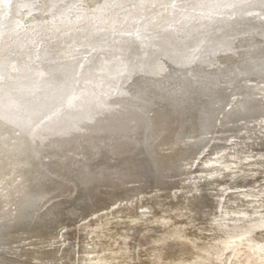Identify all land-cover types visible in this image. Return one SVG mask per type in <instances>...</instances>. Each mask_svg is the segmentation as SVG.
Wrapping results in <instances>:
<instances>
[{
    "label": "bare ground",
    "instance_id": "6f19581e",
    "mask_svg": "<svg viewBox=\"0 0 264 264\" xmlns=\"http://www.w3.org/2000/svg\"><path fill=\"white\" fill-rule=\"evenodd\" d=\"M82 35L95 51L79 60L68 48ZM261 55L264 0H0V264H136L124 251L130 229L151 245L139 264H264V190H253L264 183L252 181L262 167H243L250 152L235 146L200 165L205 192L172 202L176 218L148 217L158 197L131 209L115 239L96 219L86 226L98 240L73 241L107 200L127 204L193 173L214 133L263 112L261 83H248L264 81ZM242 186L243 196L227 193Z\"/></svg>",
    "mask_w": 264,
    "mask_h": 264
},
{
    "label": "rangeland",
    "instance_id": "374dc122",
    "mask_svg": "<svg viewBox=\"0 0 264 264\" xmlns=\"http://www.w3.org/2000/svg\"><path fill=\"white\" fill-rule=\"evenodd\" d=\"M21 18V17H20ZM94 34V33H93ZM125 35H128L127 33L125 34ZM83 38V39H82ZM95 38H98L97 37V35H95ZM109 41H111V43L112 44H116V40L113 38V37H109V39H108ZM92 39H85L84 40V36L82 35V36H80L78 39H76L75 41H74V43L73 44H71V45H69V48H68V50H69V52H75V51H78V52H81L79 55H77V57H79V60H82V59H84L85 57L87 58L88 56H90V55H92L93 53H94V51H95V49H92ZM63 43V42H62ZM64 43H67V42H64ZM91 45H90V44ZM83 44V45H82ZM80 45V46H79ZM82 45V46H81ZM71 49V50H70ZM78 49V50H77ZM88 55V56H87ZM76 57V58H77ZM252 57H255L253 54H252ZM261 57L262 58H264V55H261ZM245 58V59H244ZM249 57H247V56H245V55H242V59H240V60H237V61H234V63L233 64H236L235 66H244V65H246L247 63H248V61H247V59H248ZM98 75L100 76L101 75V72H98ZM262 76H264V75H262ZM224 78V80H227V79H229L230 78V76H224L223 77ZM249 79H251V80H253V81H251V82H249L248 81V83H250V84H253V83H257V82H260L261 83V87H262V91H263V93H262V95H263V97H264V81H261V80H263L261 77H255V75H250V78ZM223 80V79H222ZM200 81V80H199ZM197 82V81H196ZM244 82H246V80L244 81ZM224 85H228L229 86V84L227 83V82H225L224 81ZM240 83V82H239ZM241 84H243V82H241ZM175 86H177V84L176 85H173V86H170L169 87V89H170V92H172L173 94H175ZM61 88H63V85L61 86ZM197 88V87H196ZM98 89V88H97ZM96 89V91H100L99 89L97 90ZM174 89V90H173ZM231 90V88H229L228 89V93H231V92H229ZM176 92H178V91H176ZM233 93V92H232ZM93 95H95V93H93ZM124 96V95H123ZM122 96V97H123ZM121 98V97H120ZM137 98V96L136 95H129V99H132V100H135ZM264 99V98H263ZM132 100H129L130 102H132ZM137 105L138 104H140V103H136ZM231 104H229L228 105V107L229 108H231V106H230ZM149 108H147V109H152L153 108V106H148ZM210 108H211V106H210ZM223 109V108H222ZM218 113V112H217ZM33 118V117H32ZM262 123V124H261ZM234 133V134H233ZM245 133V134H244ZM22 134H24V135H26L27 133L26 132H23ZM217 135V137H214V139H213V143H215L216 145H211V146H209V147H206L205 149H204V151L203 152H201V154H198V159H197V157H196V165H195V167L193 168V169H191V171L192 170H194V172L192 173H190V174H183V177L182 176H178V178L176 177V176H174V178L170 175L169 177H168V179L169 180H172V179H174V181H172L171 183H169V185L168 186H162V187H160V186H156V187H154L155 185L154 184H152V185H154V186H152V185H149V186H147V188L145 189H143L142 190V192L139 194V195H136V196H134L133 198H132V200L129 202V203H125L126 202V200H124L123 202L124 203H122L121 205L119 204L120 203V201L121 200H114L113 202H112V199H110V200H107L106 201V206L105 207H107L106 209H104L103 210V207H101L102 208V210H99V211H97V212H95V213H93V214H90L89 216H87V218L85 219V220H82V221H80L79 222V224L81 225L80 227H78V225H76V226H74V225H72V226H69L68 228H70V229H72L73 227L75 228V227H78V229L79 230H77V229H75L76 231H74L73 233H74V237H73V241H74V238H76L75 239V241L78 243H81V244H83V242H84V245L85 246H89V243L88 242H94V241H96V240H98L99 238L98 237H95V234H97L96 232H92V230L91 229H89V226H86V224L87 225H90V223H91V225L90 226H95V225H93V224H95L97 221H100L102 224H103V226H104V230H103V232L104 233H106L108 236H106L107 237V239H115L118 235H116L115 236V232H116V230H117V232H118V229H123V230H125L126 229V227H124L125 225H123V222H124V220H128L129 218H126V217H128L129 216V214H131V211L133 210H135V212L136 211H138V209H140L141 210V206L142 205H144L143 206V208H145V205L146 204H148V205H153L154 203H156V200L155 199H157L158 197L159 198H161V200H163L162 201V207H159L157 204H155L157 207H155V210L154 209H152L151 210V213H149V215H148V217L149 218H154L155 216H154V213H155V215H164V216H166L167 218H176V217H174V215L172 214V212H170L169 211V207H170V205H171V203L172 202H176V201H178V200H185V197H187V196H189V195H191V194H195V193H202V192H205L204 190H205V186H203L204 185V182H205V180H208L207 179V176H202L201 174V172H203V171H200L199 169L201 168L200 167V165L201 164H203L204 162H205V160H208V159H210V158H216V156H217V154H218V150H220V149H222V147L223 146H225L224 147V149L225 148H227V150H229V151H227V153L228 152H232L233 150H236V149H238V148H241V149H243L245 152H244V154H248V152H250L248 155H247V157H249L250 158V156H251V158L250 159H252L253 160V162L252 163H249V161L248 160H244L243 162V167H245V168H249V167H251V164L252 165H254L255 167H262L261 168V173L260 172H258L257 174H256V176H254L253 177V179L251 178V177H249L247 180L249 181H251V179H252V181L254 182V181H257V180H260V182L258 183V182H256L257 184H260V185H262V183H264V157H261V156H264V111L263 112H261L260 114H252V115H250V116H248V117H246L244 120H243V122L242 123H240V127H239V129L238 130H236L235 132H226L224 135H222V136H220V133H218V132H216V133H214L213 134V136L214 135ZM215 135V136H216ZM250 136V137H247L246 138V141H247V143H245V144H243L242 143V138H244V137H246V136ZM243 136V137H242ZM218 138H219V140H218ZM241 138V139H240ZM221 139V140H220ZM217 141V142H216ZM223 142V144H222V142ZM230 143V144H229ZM240 143V144H239ZM238 145H240V147L238 146ZM232 146V147H231ZM236 147V149H235V147ZM238 146V147H237ZM263 148V149H262ZM231 149H233V150H231ZM239 150V149H238ZM226 151V150H225ZM225 151H221V152H225ZM247 151V152H246ZM251 154V155H250ZM253 154V155H252ZM261 154V155H260ZM213 156V157H212ZM215 156V157H214ZM218 157V156H217ZM229 157V156H228ZM240 158L242 157V155H240L239 156ZM261 159V160H260ZM259 161V163H260V165H259V163H254L255 161ZM262 163V164H261ZM199 164V165H198ZM199 166V167H198ZM198 167V168H197ZM196 168V169H195ZM242 168V167H241ZM235 169V170H234ZM239 168H233V170H231L232 171V174L231 175H234L235 173H238V171L240 170H238ZM260 169V168H259ZM198 170V171H197ZM198 172V173H197ZM228 171H225V172H223V173H225V174H221V176H222V178H221V180L223 179V178H225V179H223V180H227V179H229V177L231 176H229V175H227L226 173H227ZM233 172H235V173H233ZM260 173V174H259ZM203 174H206L205 172L203 173ZM225 175V176H224ZM202 176V177H201ZM227 176H229L228 178H227ZM209 177V176H208ZM256 177V178H255ZM263 177V178H262ZM227 178V179H226ZM204 179V180H203ZM256 179V180H255ZM220 180V179H219ZM203 181V182H202ZM177 182V183H176ZM181 182V183H180ZM215 182H218V181H215ZM174 183V184H173ZM198 184V187H197V189H199V190H197V192H196V190L193 188L194 186H193V184ZM173 184V185H172ZM199 184H200V186H199ZM202 184V185H201ZM171 185V187H169ZM264 185V184H263ZM149 187H151V189H149ZM169 189H168V188ZM174 187V188H173ZM183 187H185L184 189H183ZM188 187V188H187ZM202 187H203V190H202ZM258 187V186H257ZM160 188V189H159ZM231 187H228L227 189H229V190H227V193L228 194H230V192L231 193H240L239 195H241V196H243L244 195V193H246V192H248V190H247V187H245L244 188V186H242V187H240V188H235V187H232L231 189H230ZM235 188V189H234ZM254 189L253 190H258V189H260V191L262 192L263 190H264V188L262 187V188H256V187H253ZM159 191H158V190ZM178 189V190H177ZM244 189V190H243ZM193 190V191H192ZM243 190V191H242ZM162 191V192H161ZM169 191V192H168ZM182 191V192H181ZM183 191H184V193H183ZM201 191V192H200ZM212 192H215V189L214 190H211ZM233 191V192H232ZM259 191V190H258ZM130 191H127V192H121L120 194L121 195H119L118 193L115 195V197H117V198H121V197H125V196H128V194H130L129 193ZM154 192V193H153ZM156 192V193H155ZM158 192V193H157ZM163 192H164V196H163ZM171 192V193H170ZM177 192V193H176ZM122 193H123V196H122ZM159 193H161V194H159ZM190 193V194H189ZM173 194V195H172ZM182 194H184V195H182ZM155 195H156V197H155ZM186 195V196H185ZM256 195V194H255ZM130 196V195H129ZM166 196V197H165ZM179 196V197H178ZM185 196V197H184ZM143 198V199H142ZM166 198V199H165ZM230 199V198H229ZM229 199H227L226 201H227V203H230V201H229ZM150 200V201H149ZM152 200V201H151ZM145 201V202H144ZM117 202V203H116ZM154 202V203H153ZM169 202V203H168ZM113 203V204H112ZM145 203V204H144ZM151 203V204H150ZM125 204H126V206H125ZM226 205H228V204H226ZM121 206V207H120ZM123 206V207H122ZM129 206H131V207H129ZM118 207V208H117ZM120 207V208H119ZM134 207H135V209H134ZM137 207H138V209H137ZM123 208V209H122ZM166 208V209H165ZM132 209V210H131ZM163 209V210H162ZM114 211V212H113ZM126 211V212H125ZM167 211V212H166ZM127 212H129V213H127ZM159 212V213H158ZM164 212V213H163ZM124 213V214H123ZM127 213V214H126ZM250 213V215L248 214V213H246L245 215L244 214H241L240 215V217L241 218H243V217H258V216H260L261 215V211H254L253 213L252 212H249ZM251 213H252V215H251ZM105 214V215H104ZM110 215H112L113 216V218H112V216H110ZM123 215V216H122ZM128 215V216H127ZM173 215V216H172ZM172 216V217H171ZM100 217V218H99ZM125 217V218H124ZM239 216L236 218V219H233V220H231V221H229V222H232L231 224H235V223H239L240 221L238 220V218H240ZM111 218V219H110ZM124 220H123V219ZM183 216L182 217H180V219H182L183 220ZM96 219H97V221H96ZM101 219V220H100ZM103 219V220H102ZM107 219V220H106ZM115 219H116V221H115ZM118 219H119V221H118ZM106 220V221H105ZM150 220V222H151V224H150V222H148L149 223V226H152V228L154 229L155 228V223H156V225H157V227H158V223L157 222H155L154 221V219H149ZM168 220V219H167ZM172 220V219H171ZM236 220V221H235ZM93 221V222H92ZM103 221V222H102ZM109 221V222H108ZM113 221V222H112ZM105 223H107V224H105ZM116 225H115V224ZM197 223V224H196ZM196 223H194L195 224V227H196V225L198 226L199 224H201V223H199L198 222V220H196ZM77 224V223H76ZM110 224V225H109ZM114 224V225H113ZM120 224V225H119ZM183 226H185L186 225V223L185 222H183V223H181ZM84 225V226H83ZM107 225V226H106ZM86 226V227H85ZM115 226V227H114ZM187 226V225H186ZM110 227V228H109ZM114 227V230L112 229ZM117 227V228H116ZM116 228V229H115ZM81 229H84L85 231H80ZM194 229H196V228H194ZM65 230L66 229H63V228H61L60 229V232L62 233V232H65ZM87 230H89V231H87ZM112 231V232H111ZM126 231V230H125ZM131 231H133V232H131ZM135 231V232H134ZM205 231V232H204ZM86 233V236H85V233ZM89 232V233H88ZM111 232V233H110ZM121 232H123V231H121ZM120 232V233H121ZM159 231H157L156 233H158ZM199 233L201 232V233H206V234H210L209 232H211V231H209L208 232V230H203L202 229V227L199 229V231H198ZM76 233H80V236L78 235V234H76ZM94 233V234H93ZM110 235H109V234ZM137 234L136 233V230L134 229H130V230H128V236L125 238V240L127 241V244L128 245H126V247L124 248V251H126L127 253H129L130 254V252H131V254H133L134 255V261H132V262H134V263H138L139 264V262H141V263H144L143 261L147 258V256L145 255L146 254V250H144V248L145 249H147V248H149L151 245L149 244H146V245H138V244H136L137 243V238H136V236H135V234ZM212 233V232H211ZM113 234V235H112ZM75 235H77V236H75ZM94 235V236H93ZM204 234H202V236H203ZM73 236V235H72ZM112 236V237H111ZM134 236V237H133ZM57 237H58V242H63L64 240H65V238H63L62 237V234H60V235H57ZM78 237V238H77ZM106 237H104L105 239H106ZM110 237V238H109ZM63 238V239H62ZM81 238V239H80ZM98 238V239H97ZM77 239H78V241H77ZM83 239H87V241L88 242H85V241H82ZM92 239V240H91ZM119 239L121 240V239H123V236H120L119 237ZM72 241V240H71ZM72 241V242H73ZM129 241V242H128ZM132 242V243H131ZM76 243V244H77ZM79 243H78V245H79ZM88 243V244H87ZM135 243V244H134ZM133 244V245H132ZM61 245V247L62 248H64L65 246H66V243H65V245L63 246L62 245V243L60 244ZM136 247H135V246ZM90 246H92L91 245V243H90ZM96 246H97V243H96ZM119 245L117 244V246L116 245H113V247H115V249L118 247ZM135 247V248H133V247ZM138 252H137V251ZM135 251V252H134ZM145 251V252H144ZM80 253V252H79ZM137 258H136V257ZM136 260V261H135ZM139 260V261H138ZM142 260V261H141ZM140 263V264H141ZM146 264V263H145Z\"/></svg>",
    "mask_w": 264,
    "mask_h": 264
}]
</instances>
